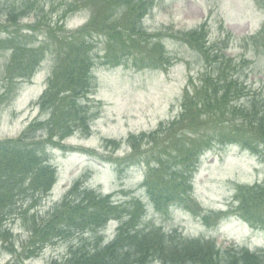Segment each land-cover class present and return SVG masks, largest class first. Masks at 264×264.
Here are the masks:
<instances>
[{
  "label": "rangeland",
  "instance_id": "rangeland-1",
  "mask_svg": "<svg viewBox=\"0 0 264 264\" xmlns=\"http://www.w3.org/2000/svg\"><path fill=\"white\" fill-rule=\"evenodd\" d=\"M81 2L88 0H0L1 30L14 31L18 25L25 30L44 25L46 30L42 33L30 29L31 34L17 40L19 53L42 47L53 51L56 48L53 40L61 32L72 35L92 21L95 9L84 11V7L64 19L69 7ZM142 6L145 11H138V15L143 12L140 39L127 44L112 40L117 52L132 46L137 56L111 52L112 55L106 58L109 54L106 37L92 40L89 55L94 68L90 73L89 100L81 101L89 113L90 134L85 136L84 132L78 131L56 143L60 145H53L59 149L48 151L49 163L57 171V181L48 196L25 200L21 210L7 219L13 234V247L0 245V264H52L66 260L71 249L82 243L94 247L96 240L101 242L102 239L104 245L114 240L119 227L117 221L109 223L97 238L92 233L80 234L47 245L41 251L35 250L37 254L25 263L13 257L12 248L22 253L37 240L32 241V227L27 226L22 212L29 211V215L36 213L40 217L46 215L62 203L77 184L104 197L111 195L116 202L138 199L146 208L143 226H156L186 240L215 241L223 249L264 251V229L252 228L234 213L239 187L264 184L263 160L240 147L221 150L214 146L200 160L197 171L191 174L179 163L181 160L171 161L170 172L179 177L185 174L191 197L165 214L155 209L146 193V167L120 164L131 162V157L127 156L131 135L151 133L181 115L185 87L191 79L197 81L204 72L205 60L198 48L186 42V36L201 35V46L204 40L207 45L222 50L227 58L245 62L244 69L239 68L241 82L247 85L250 98L264 99V51L260 50L258 54L252 42L264 29V0H151ZM117 9L112 8L115 14L109 22L111 25L122 22V10ZM15 17L19 19L18 24L11 29L9 24ZM130 20H125V27ZM55 31L58 35L51 36L50 33ZM4 35L0 33L3 36L0 42H5ZM142 45L148 51L140 55ZM7 46L0 45V100L10 97L0 107V140L17 139L38 117L41 121L49 118L47 113L40 112L36 103L48 87L56 61L54 55L47 53L32 80H21L20 84L14 85L5 81L9 80L7 72L12 58ZM148 55L154 56L155 60L164 55L169 65L160 70H142L141 61ZM115 60H121L122 65L111 67ZM173 154L177 156L175 152ZM206 215L208 225L203 221ZM219 216L222 217L218 219Z\"/></svg>",
  "mask_w": 264,
  "mask_h": 264
},
{
  "label": "trees",
  "instance_id": "trees-1",
  "mask_svg": "<svg viewBox=\"0 0 264 264\" xmlns=\"http://www.w3.org/2000/svg\"><path fill=\"white\" fill-rule=\"evenodd\" d=\"M147 1L151 0H88L70 6L64 13V19L84 7V11L95 9L92 21L72 35L59 30L60 35L53 40L54 52L42 47L19 53L17 40L31 34L30 29L42 33L46 30L44 25L27 27L26 30L18 25L14 31H3V26H0V33H5L6 38L0 45H8L6 49L12 52L7 72L9 80L5 81L15 85L21 80H32L47 53L54 55L56 60L48 87L37 103L40 111L47 113L49 118L35 120L17 139L0 140V245L13 247V234L7 219L21 210L22 202L29 198H45L55 185L57 171L49 163V149L78 131L84 132L85 136L90 134L89 113L81 101L89 100L90 73L94 68L89 55L92 40L106 37L104 41L109 53L106 58L112 55L111 52L137 56L132 46L117 52L112 40L127 44L140 39L143 12L138 15V11H145L142 5ZM114 7L122 10L121 24H109L115 14ZM127 18L131 22L125 27ZM18 20L13 18L9 24L11 29L15 28ZM50 35H58V32ZM184 39L200 50L206 64L204 72L197 81L191 79L185 89L178 119L162 125L153 133L131 136L128 140L133 150L131 162L121 164L146 167V193L155 209L162 214L173 206L183 205L191 197V187L186 185L185 174L179 177L170 172L171 161L181 160L179 163L191 174L197 171L202 154L214 146L223 148L229 145H238L264 161V99L258 96L250 98L247 85L241 82L239 68L244 69L245 62L239 64L227 58L222 50L207 45L204 40L201 46V35ZM252 42L258 54L264 51V29ZM147 51L142 45L139 54ZM166 62L164 55L159 60L148 55L141 61L142 68L148 69H160ZM122 63L115 60L113 66ZM16 66L17 69L14 68ZM9 100L10 97L0 100L5 101L0 103V107ZM235 202L238 206L234 213L243 222L254 229H264V184L239 187ZM22 216L27 226L32 227V241L37 240L22 253L12 248L13 257L21 263L34 257L37 254L35 250L41 251L47 245L80 234L92 233L97 238L110 222L117 221L119 228L111 243L104 246L102 239L101 242L96 240L94 247L82 243L71 249L66 260L52 264H264V251L251 253L244 248L223 249L215 241L186 240L177 233L172 235L156 226H143L146 208L141 201L133 198L115 202L113 196L103 197L81 184L75 185L63 202L46 215H29V211H24ZM208 219V215L203 216L207 225Z\"/></svg>",
  "mask_w": 264,
  "mask_h": 264
}]
</instances>
